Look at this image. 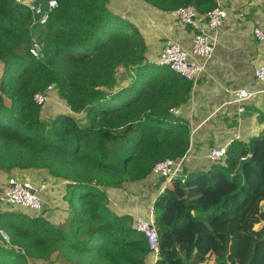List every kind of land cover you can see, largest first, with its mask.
<instances>
[{
  "label": "trees",
  "instance_id": "16d2710c",
  "mask_svg": "<svg viewBox=\"0 0 264 264\" xmlns=\"http://www.w3.org/2000/svg\"><path fill=\"white\" fill-rule=\"evenodd\" d=\"M143 1L162 12L192 5L206 14L215 6L214 0ZM36 2L47 7L49 0ZM57 2L47 24L32 26L26 6L0 0V172L41 169L65 182L68 216L56 223L47 208L0 209V227L11 240L0 237V264H140L149 254L146 236L132 215L110 207L107 189L143 181L157 162L188 153L190 122L174 109L189 102L194 82L151 62L142 31L114 13L110 0ZM34 36L45 50L41 59L30 52ZM121 67L133 80L119 88ZM51 84L71 112L45 121L34 95ZM154 207L156 264H184L183 258L205 264L213 257L264 264V132L248 142L234 139L224 162L166 184ZM223 222L230 224L220 229ZM233 229L243 239L237 262Z\"/></svg>",
  "mask_w": 264,
  "mask_h": 264
},
{
  "label": "crops",
  "instance_id": "0c3cea01",
  "mask_svg": "<svg viewBox=\"0 0 264 264\" xmlns=\"http://www.w3.org/2000/svg\"><path fill=\"white\" fill-rule=\"evenodd\" d=\"M143 3L150 12L144 23L129 19L128 16L127 18L134 22L143 33L148 46L147 58L151 62L154 61L169 39L179 41L185 49L189 50L192 27L180 24L171 12H162L144 1ZM223 5L228 11V16L213 57L194 85L189 102L174 109L176 114L182 115L190 122L192 130L191 145L185 165L188 173L210 167L211 162L207 159V154L213 146L227 147L236 138L248 142L252 137L264 132V120H260L261 114L264 113V93L244 103L245 111L242 114H238L235 104H226L233 97V92L239 88L264 89V84L255 78V70L264 65V41L254 34L255 27H259L264 32V0H223ZM199 14L203 20L205 13L199 12ZM210 145H212L211 148H209ZM26 172L46 175L39 183L40 185L45 181L50 184L42 193L46 204L51 196L49 193L59 184L45 170L15 169L8 174L0 172V182L6 183L7 175L27 180L24 178ZM22 173L23 175H20ZM2 176L4 178H1ZM45 178L52 182L48 183ZM143 181L128 182L121 188H108L110 207L116 213L130 214L134 219L140 215L148 216L149 205L155 201L161 187L152 197L147 196L145 199L141 195L129 197L134 190L127 185L137 186ZM67 191L66 185L64 193L66 204L63 211H60L63 215L56 216L55 212L48 211V216L56 223L63 222L68 216L65 195ZM59 210L60 208H57L56 211ZM60 218L62 220L59 221ZM36 264L41 262L36 261ZM205 264L225 263L222 258L213 257L212 261Z\"/></svg>",
  "mask_w": 264,
  "mask_h": 264
},
{
  "label": "built area",
  "instance_id": "2783aa9c",
  "mask_svg": "<svg viewBox=\"0 0 264 264\" xmlns=\"http://www.w3.org/2000/svg\"><path fill=\"white\" fill-rule=\"evenodd\" d=\"M15 1L31 11L33 16L32 26L47 24L51 12L58 6L57 0H49L47 7L38 4L36 0ZM214 2L215 6L204 15L203 20L192 5L181 6L172 11L173 17L180 24L192 27L191 47L189 50L185 49L179 41L169 39L157 58L152 62L158 66L170 67L186 79L193 81L195 85L213 57L228 16L223 0H214ZM254 34L264 41V32L259 27L254 28ZM30 52L38 59L45 56V50L37 36L33 38ZM255 78L258 82L264 84V65L255 70ZM54 87L55 85L51 84L46 90L37 92L34 95L36 103L44 106L49 101ZM263 93L264 89L255 87L239 88L233 92V97L226 104H235L238 114H242L245 111L243 104ZM226 152V146H213L207 154V159L214 163L224 162ZM248 157H251V154ZM187 158L188 153L182 158H167L154 165L151 174L159 178H165L160 191H163L166 184L175 180H180L181 183L186 181L188 176L185 167ZM48 186L50 184L45 181L39 186H35L30 181L11 176L0 190V204L23 207L38 214L44 208L45 201L42 193ZM134 226L137 231L145 234L149 245V259L140 264H156L160 254V228L156 223L154 201L148 208V216H137ZM0 237L10 244L11 240L8 232L1 227ZM29 264H36V260H30Z\"/></svg>",
  "mask_w": 264,
  "mask_h": 264
},
{
  "label": "rangeland",
  "instance_id": "374dc122",
  "mask_svg": "<svg viewBox=\"0 0 264 264\" xmlns=\"http://www.w3.org/2000/svg\"><path fill=\"white\" fill-rule=\"evenodd\" d=\"M108 5L112 11L118 12L119 15L126 16V17L128 16L129 19H136L135 21H143V23L145 22V18L148 17V15L150 14L149 10L146 9L147 6L143 3V0H110ZM132 80H133V76L130 70L126 68H122V67L118 69L117 85L119 88L122 86L129 85L132 82ZM115 89L116 88H114L113 90ZM42 108H43L42 115L45 121H49L50 119L54 118L60 113L70 111L67 103L59 96L58 92L55 89L51 92L49 101H47V103ZM76 116L82 123L86 121V114L80 113V114H77ZM211 147L212 145L209 146V148ZM25 174L26 176L24 178L31 181L35 185H39V183L42 180V177L46 176V175L43 176L40 174H35V173H30V172H26ZM20 175H23V173ZM7 176H6L7 179L10 178V176L8 177ZM1 178H4V177L2 176ZM46 181L48 183L52 182L49 179H46ZM158 181H159V177H156L151 174V176H149L142 183H138L137 186H133V184L127 185L129 186V188H131V190H134V192H132L129 197L135 196V195L137 196L141 195L145 199L147 196H150V197L154 196V194L157 193L159 189V185L157 184ZM4 184L5 182L1 181L0 188H3ZM65 189H66L65 182L60 183L58 187L53 188L52 191L49 193L51 194V196L48 202L44 205V208H47L48 211L55 212L56 216L57 214H59V216L63 215V213L60 211H63V207L66 204L64 202ZM12 207L14 208V206ZM57 208H60V210L56 211ZM0 209L5 210L7 209V206L0 204ZM60 220H62V218H60L59 221ZM228 224L230 223L223 222L217 226L221 229L223 227H226ZM235 231L236 229H233V232H232L233 238H232L231 244H233V249H232L231 261L237 262V260H242V259L241 257L238 256V252H237L238 249H236V246L240 247L243 239L239 235H234L236 234ZM212 259L213 258H210L209 261H212ZM223 262L225 263L224 259H223Z\"/></svg>",
  "mask_w": 264,
  "mask_h": 264
},
{
  "label": "water",
  "instance_id": "95a60500",
  "mask_svg": "<svg viewBox=\"0 0 264 264\" xmlns=\"http://www.w3.org/2000/svg\"><path fill=\"white\" fill-rule=\"evenodd\" d=\"M166 44H167V42L165 43V45ZM246 162H251V157H248L244 163H246ZM243 165L241 167V170H243ZM196 252H197V249H195V252L194 253H196ZM183 262H184V264H188L190 262V259L189 258H183Z\"/></svg>",
  "mask_w": 264,
  "mask_h": 264
}]
</instances>
